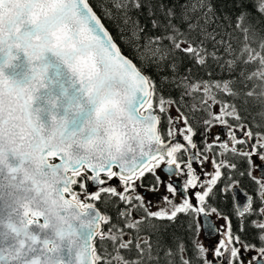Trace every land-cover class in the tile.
Listing matches in <instances>:
<instances>
[{
    "label": "snow or ice",
    "instance_id": "1",
    "mask_svg": "<svg viewBox=\"0 0 264 264\" xmlns=\"http://www.w3.org/2000/svg\"><path fill=\"white\" fill-rule=\"evenodd\" d=\"M255 2L257 12L264 16V0ZM145 3L149 15H154L151 0H103L101 4L105 17L127 26L126 39L142 61L138 66L122 54L91 0H0V229L5 191L14 203L8 206V216L15 217L10 224L15 233L11 242L0 231V264H264V219L251 222L259 243H249L233 231L228 216L208 203L216 197L223 177L220 192H233L239 230H245V214L264 218V176L252 175V157L264 162V131L252 128L264 125L255 119L245 123L236 103L239 100L246 106L254 101L264 108V38L242 13L234 25L243 36L237 52L231 33L209 32L214 15L210 0L181 5L179 20L184 30L173 23L174 8L160 3L167 23L153 19L151 24L153 30L163 28L164 34L142 35L144 27L130 13L139 12ZM197 36L201 38L198 43ZM208 40L214 45L211 53L204 47ZM254 43L256 48L251 46ZM177 51L202 67L211 58L230 75L243 65L235 80L189 83L181 78L179 82L185 89L182 95H200V106L193 104L190 110L204 113L196 121L204 129L202 151L193 139L197 132L190 119L195 117L179 108L177 117L168 115L173 101L160 94L144 71L151 65L162 69ZM21 55L29 66L23 72L16 63ZM252 64L256 70L248 73ZM168 67L175 73L174 61ZM164 82L176 83L175 77H162ZM42 92L48 95L41 96ZM223 95L230 101L222 99ZM37 101L42 103L37 105ZM216 106L219 112L213 111ZM157 113L167 116V135ZM258 115L264 119V110ZM181 121L183 142H174V129ZM214 126L225 129L226 140L219 134L211 142L207 139ZM229 157L247 163L239 176H247L255 185L258 209L246 191L240 193L244 206L235 204L239 196L234 190L240 180L233 178L237 164ZM209 163L211 172L203 168ZM194 165L201 167V174ZM158 171L168 179H162ZM149 175L153 183L146 192L158 195V186H164L180 202L163 195L167 207L157 205L158 210L151 211L150 202L137 192ZM182 176L186 179L180 187L171 182L172 177ZM113 178L117 185H111ZM196 188L201 191H189ZM109 201L118 208V223L96 207ZM213 213L225 225L209 223L207 228L220 238L212 249L192 239L194 258L186 257L183 242L173 250L162 248L159 236L153 241L151 235H142L158 233L159 222L174 223L180 214L190 217L191 224L201 214ZM199 231L198 225L196 236ZM66 247L67 261L61 254ZM209 251L214 261L207 259Z\"/></svg>",
    "mask_w": 264,
    "mask_h": 264
},
{
    "label": "trees",
    "instance_id": "2",
    "mask_svg": "<svg viewBox=\"0 0 264 264\" xmlns=\"http://www.w3.org/2000/svg\"><path fill=\"white\" fill-rule=\"evenodd\" d=\"M103 0H91L92 7L95 11L101 16L102 22L114 38L115 42L118 44L123 54L131 59L136 65L141 66L142 61L137 57V54L133 48V46L126 39L129 36V30L127 26L120 25L118 26V22L115 19H108L103 14V9L101 7ZM152 3V12L154 15H149V9L147 7V3L142 7L139 12L133 11L130 13L133 17H138L140 24L144 27L145 32L142 35H152V36H160L164 34L163 28H157L155 30L152 29L151 21L153 19L159 20L162 24H166L164 16L159 10V4L164 3L167 7H172L175 10L176 16L173 19V23H175L181 30H184L185 25L182 24L179 20V13L181 10V5L189 3V0H151ZM210 3L214 9V15L212 17V23L208 25L209 32L215 31L216 33H231L232 35V47L237 52L241 48L243 36L242 33L237 31L234 25L238 22V17L243 13L246 15V20L250 22L255 30L259 33V37L264 38V16L260 15V13L256 10V2L255 0H210ZM231 25V26H229ZM195 35V33L193 34ZM190 39L192 37H189ZM220 36H217L219 39ZM200 37H196V42L198 43ZM227 39V38H226ZM141 44L144 43L143 38L140 41ZM163 44L166 47H171L169 41L164 40ZM187 45H183L182 47H186ZM253 48L257 47V44L251 45ZM204 47L207 49L209 53L213 51V43L211 40L205 42ZM219 54L224 56V52L220 49ZM229 57L225 56V60ZM176 64V71L173 73L169 70L168 65L172 62ZM223 63V62H221ZM243 65H238L231 75L228 73L226 69L222 71L221 67L217 65L211 58H208L206 66H198L193 59L189 58V55L185 54L183 51H177L174 55H170L168 59L164 62L162 69H157L156 65H151L149 67H145L144 71L146 74L151 76L155 81L156 86L159 89L160 94L168 99L170 98L173 103L171 105L175 106L177 109L179 108L180 112L188 115L190 118L195 117V119H190V123L195 128L197 134L193 137L195 142L198 144V148L203 150L202 144V135L203 126L197 125L196 121L201 120L204 116V113L201 111L192 112L190 109L193 104H196L198 107L201 103L200 95H196L195 97L191 95H182L185 92V89L179 87V82L181 78H185L189 83L204 81V82H212L215 83L217 81H224L228 79H237V74L240 72ZM256 70V65H249L247 68V72L251 73ZM175 77L176 83L164 82L162 85V77ZM237 88L240 87L239 84L236 85ZM203 90H201L202 92ZM226 101H230V98L227 95H223L221 97ZM155 98H154V107H155ZM237 105L241 108V115L245 117V123L251 124L253 119L257 124L264 125V119L258 115L264 108L258 103L254 101H250L246 106L242 105L239 100L236 101ZM247 109L246 111L244 109ZM232 124L236 122L231 121ZM252 131H264V128L253 127ZM208 138V137H207ZM237 164V170L232 174L234 179L240 180V185L244 190H250L255 193V185L251 180L247 178V176L241 177L239 176V171H244L248 168L246 162L237 158L235 161ZM220 185L224 186V178ZM249 186V188H248ZM220 187V186H219ZM220 192L219 189L216 190V193ZM231 192V191H230ZM229 192V193H230ZM231 194V193H230ZM229 196V195H228ZM219 198L220 204L219 207L226 206L232 217L237 219V215L234 211V202L231 198H227V196L223 195ZM259 201L255 202V207L258 206ZM217 206V204H216ZM190 217L180 214L178 219L172 223L168 221H162L160 223V228L158 233L150 234L148 232H144L142 234H149L152 236V240L155 241L157 236L160 237V243L162 248L168 247L175 250L176 243L184 242L189 245L191 233L196 235L197 225L192 222L189 223ZM174 238H176V242H174ZM163 253H161L162 255ZM194 256L192 252H190V257ZM193 258V257H191ZM163 264V261H161Z\"/></svg>",
    "mask_w": 264,
    "mask_h": 264
},
{
    "label": "flooded vegetation",
    "instance_id": "3",
    "mask_svg": "<svg viewBox=\"0 0 264 264\" xmlns=\"http://www.w3.org/2000/svg\"><path fill=\"white\" fill-rule=\"evenodd\" d=\"M175 109L177 110L176 107H175ZM170 110H171V108H169V113H168V115H170L171 117H173V116L171 115L172 112H171ZM177 112H178V111H177ZM170 113H171V114H170ZM157 114L161 115V117H162V123H161L160 127H161L162 130H164L165 135H167V116H165L164 114H160V113H157ZM173 114H174V112H173ZM173 118H175V116H174ZM183 128H184V124H183V122H182V123L179 122L178 127H177L176 129H174V135H175V138H179V139L182 140V141H183V138H182V136L180 135V131H181ZM217 134H219V135L221 136V139H222V140H226L225 129H224L222 126L219 127V130H218V131L213 130L212 133L210 134V136H208L207 139L211 142V141H212V138L215 137ZM194 141H195V140H194ZM196 144H197V143H196ZM197 146H198V144H197ZM193 151L195 152L196 150H193ZM208 155H209V157L211 158L212 153L210 152V153H208ZM229 158L232 159V162H233V163H235V161H236L237 158H239V157H236V158H231V157H229ZM185 159H187V156H186V155H185ZM256 159L260 160V159H259L258 157H256V156H253V157H252V160H253V161L256 160ZM52 162H56V161H52ZM257 165H258V164H257ZM194 168H195V171H196L198 174H201V167H200V166H198V165H194ZM203 168H204L205 170L209 171V172L212 171V167H211V164H210V163H209V164H205V165H203ZM257 170H258V166H257ZM253 171H254V170H253V164H252V172H253ZM158 174L162 177V179H165V180L168 179V177H167L163 172H159V171H158ZM254 176H255V175H254ZM184 179H186V177H183V176H182V177H172V178H171V182H173L174 184H176L177 187H180V186L183 184ZM201 179H203V176H202V175H201ZM222 181H223V177H222ZM110 183H111V185H117V184H118V181H117V179L113 178V179L110 181ZM152 183H153V178L149 175V176H147V177L143 180V185H144V186H143V187H138V188H137V192H138L139 194L145 196V198H146V201H145V202H146V203H149V202H150V203H149V206L151 207V211H153V212L157 211V210H158L157 205H159L160 207H167V205L165 204V202H164L163 199H162V196H163V195H168L170 199H175L177 202H180V201H179V196L173 198L172 194L168 193L167 190H166V187H164V186H158V187H159V194H158V195H153V194H151V193L146 192V191H145V188L148 187V186H150ZM198 183H199V181H198ZM221 183H222V182L218 183V185H217L215 191H216L217 189L220 190V188L223 187V185H220ZM219 186H220V187H219ZM238 187L242 188V186H241L240 184H239ZM248 188H249V186H248ZM249 189H250V188H249ZM89 190H90V191H95L94 188H89ZM118 190H119V189H118ZM242 190H243V191H246L248 194H250V195L253 196V199H254L253 207L258 209V208L260 207V204H259L258 206L255 207V202L258 201V199H256V197H255V193H253V192L250 191V190H248V191H247V190H244L243 188H242ZM189 191H190V192H196V191H201V189H199V188H196V189H189ZM230 193H231V194H230ZM230 193L228 192L227 194H224V193H222V192H218V191H217V195H216V197H215L214 199H210V200H208V203L211 204L212 206L216 207L217 209H219V211H220L221 213H223L224 215H226V216H228V217L230 218L231 223H232L233 231L236 232L238 235H240L241 238H242L244 241H247V242H249V243H253V244H258L259 241L256 239V236H257V230L254 229V228L251 226V222H252L253 220L264 219V218H262V217H258V216H247V214H245V217H246V218L244 219V229H245V230H244L243 232H241V231L239 230V223H238V220L235 219L234 217H232V214H231L230 210H229L226 206H224V208H223V207H219V205H221V204H220V201H219V198L222 199L220 196L225 195V196H227V198H231V200L233 201V199H232L233 192L231 191ZM228 195H229V196H228ZM190 202L193 203V204H195V203H196L195 198H194V197H190ZM216 204H217V206H216ZM235 204H236V202H235ZM96 207H97L102 213L109 215V216L111 217V222H112V223H118V220H117V211H118V208H117V206H116V204H115L114 202L109 201V202H101V203H97V204H96ZM119 207L122 208L123 205H119ZM138 215H139V214H138ZM200 217H201V215H200L199 217H197L195 221H193L194 225L196 224L197 227H198V225H199V228H200L199 235L196 236V235H193V234L191 233L190 241H189V245H187V244H185V243L183 242V243L186 245V247H187V252L185 253V255H186V257H188V258H191V257L194 258V256H192V255H191V257H190V252H192V254H193V251H192L193 246H192V243H191L192 239H196V240H198V242L202 243L205 247H207V248H209V249H212L213 246L217 243V241H218L219 238H220L218 233H217L214 237H212V238L205 237L204 232H203V226H202L201 218H200ZM211 217L213 218V221L215 222V224H216L218 227H219V226H222V225H225V220L222 219V218L218 219L215 213H213V214L211 215ZM190 219H191V218H190ZM102 227H104V226L102 225ZM142 235H149V234H142ZM126 238H127V237H126ZM151 239H152V236H151ZM252 254H253V253H251V252L247 253V255H249V256H251ZM207 259L210 260V261H214L213 253H212L211 251H209V252L207 253ZM214 263H215V262H214ZM225 264H227L226 261H225Z\"/></svg>",
    "mask_w": 264,
    "mask_h": 264
},
{
    "label": "water",
    "instance_id": "4",
    "mask_svg": "<svg viewBox=\"0 0 264 264\" xmlns=\"http://www.w3.org/2000/svg\"><path fill=\"white\" fill-rule=\"evenodd\" d=\"M114 42H115V40H114ZM122 54H123V52H122ZM125 57L128 58L127 56H125ZM16 63H19L21 65V69H20L21 72L28 70V67L29 66L25 62V59H24V57L22 55H21V60L18 61V62H16ZM9 71H12V70H9ZM47 95H48V93H46V92H42L41 93V96H47ZM41 103H42V101H37V105H40ZM174 142H183V141L180 140L179 138H175V141ZM53 161H56V160H53ZM258 176H264V162H262V163H260L258 165ZM234 191H236L237 195L239 196V199L236 201V204H238L242 208L244 206V204L246 203L244 196L243 195H240V193L243 190H242V188L238 187ZM9 205L14 206V203H13L12 198L8 195V192L5 191V193H4V201H3V205H2L5 208V211H4V214H3V228L0 229V231H3L4 232V234H5V236H4L5 240L11 242V240L15 236V233L11 230V228L9 226H10L12 220H15V217H12L11 219L9 218V216H8V206ZM200 218H201V223H202V226H203V232H204L205 237H209V238L214 237L216 234H209V230L207 228V225L209 223L215 224V222L213 221V218L211 216L204 217L202 214H201V217ZM67 247H71V245L69 244V245H67ZM67 247L61 253L64 256V260L65 261H67L70 258L69 252L67 251ZM71 258L74 259V253H73V255H72Z\"/></svg>",
    "mask_w": 264,
    "mask_h": 264
},
{
    "label": "rangeland",
    "instance_id": "5",
    "mask_svg": "<svg viewBox=\"0 0 264 264\" xmlns=\"http://www.w3.org/2000/svg\"><path fill=\"white\" fill-rule=\"evenodd\" d=\"M170 108H171L170 111L172 112V114H171V113H170V114H171L173 117H174V116L177 117L178 112H177V110L175 109V106L171 105ZM213 111H214V112H219V106L214 107V108H213ZM173 112H174V114H173ZM181 123H182V121H181ZM219 127H220V126H214V127H212L211 132L209 133L208 136H210V134L212 133L213 130L218 131V130H219ZM260 163H262V161H261V160H258V159H256V160L253 161V170H254V171L252 172V175H253V176H254V175H255V176H258L257 166H258ZM257 164H258V165H257Z\"/></svg>",
    "mask_w": 264,
    "mask_h": 264
},
{
    "label": "clouds",
    "instance_id": "6",
    "mask_svg": "<svg viewBox=\"0 0 264 264\" xmlns=\"http://www.w3.org/2000/svg\"><path fill=\"white\" fill-rule=\"evenodd\" d=\"M4 167H5V171L7 172L8 171V165H7V162H5V165H4ZM23 171H24V169H22L21 170V175H23ZM10 227V226H9Z\"/></svg>",
    "mask_w": 264,
    "mask_h": 264
}]
</instances>
